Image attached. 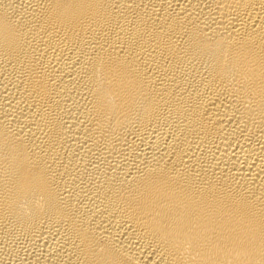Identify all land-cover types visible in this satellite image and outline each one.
Wrapping results in <instances>:
<instances>
[{"label": "bare ground", "instance_id": "1", "mask_svg": "<svg viewBox=\"0 0 264 264\" xmlns=\"http://www.w3.org/2000/svg\"><path fill=\"white\" fill-rule=\"evenodd\" d=\"M0 264H264V0H0Z\"/></svg>", "mask_w": 264, "mask_h": 264}]
</instances>
